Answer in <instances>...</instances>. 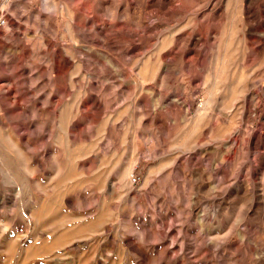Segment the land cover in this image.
<instances>
[{"label": "rangeland", "instance_id": "obj_1", "mask_svg": "<svg viewBox=\"0 0 264 264\" xmlns=\"http://www.w3.org/2000/svg\"><path fill=\"white\" fill-rule=\"evenodd\" d=\"M0 13V264H264V0Z\"/></svg>", "mask_w": 264, "mask_h": 264}, {"label": "built area", "instance_id": "obj_2", "mask_svg": "<svg viewBox=\"0 0 264 264\" xmlns=\"http://www.w3.org/2000/svg\"><path fill=\"white\" fill-rule=\"evenodd\" d=\"M6 24V19L4 14L0 13V28H2Z\"/></svg>", "mask_w": 264, "mask_h": 264}]
</instances>
